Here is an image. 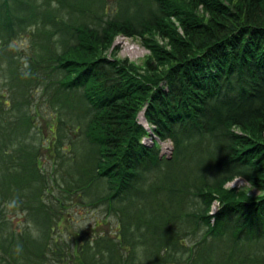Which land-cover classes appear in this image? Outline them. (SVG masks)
Returning a JSON list of instances; mask_svg holds the SVG:
<instances>
[{
    "label": "trees",
    "instance_id": "trees-1",
    "mask_svg": "<svg viewBox=\"0 0 264 264\" xmlns=\"http://www.w3.org/2000/svg\"><path fill=\"white\" fill-rule=\"evenodd\" d=\"M106 4L0 0V264H264V0Z\"/></svg>",
    "mask_w": 264,
    "mask_h": 264
},
{
    "label": "rangeland",
    "instance_id": "rangeland-1",
    "mask_svg": "<svg viewBox=\"0 0 264 264\" xmlns=\"http://www.w3.org/2000/svg\"><path fill=\"white\" fill-rule=\"evenodd\" d=\"M107 4L109 5L110 10H113V7L115 4V0H106ZM106 4V5H107ZM27 41L26 40H18L15 41L14 45L20 48H26ZM115 48V52L113 50ZM110 51L112 53H115V57H118L120 59H128L131 62L135 63H141V61L145 58V56L148 54V49L143 45L142 40L139 37H127L124 35H118L115 37L112 47L110 48ZM25 53L28 54L27 50H25ZM110 55V52H109ZM139 117H141L139 115ZM140 121L145 124V126L149 129L150 126L143 121V119H140ZM145 137L143 139L144 143L151 144L150 140L146 139ZM159 153L160 156H170L172 152V142L170 140H164L159 141ZM45 160V159H44ZM48 164V163H47ZM228 187H236L239 189H247L249 194H256L257 191L249 188V185L246 183V181L243 178L237 177L233 179L231 182L227 183ZM83 215H76V220L78 221V224L81 226V228H90V224L94 222V219L96 217L101 216L99 211H89L82 213ZM10 216H12V213H9ZM66 227V224L62 225L60 229L63 230V228ZM70 231L71 229L68 228ZM83 235H86V233H82Z\"/></svg>",
    "mask_w": 264,
    "mask_h": 264
},
{
    "label": "bare ground",
    "instance_id": "bare-ground-1",
    "mask_svg": "<svg viewBox=\"0 0 264 264\" xmlns=\"http://www.w3.org/2000/svg\"><path fill=\"white\" fill-rule=\"evenodd\" d=\"M146 129L148 130V128H147V127H146ZM147 138H148V140L152 141L150 137H147Z\"/></svg>",
    "mask_w": 264,
    "mask_h": 264
}]
</instances>
